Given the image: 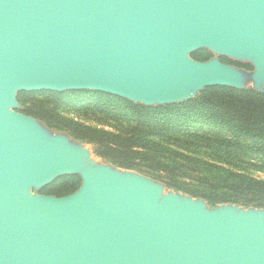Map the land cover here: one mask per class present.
<instances>
[{"label": "water", "instance_id": "1", "mask_svg": "<svg viewBox=\"0 0 264 264\" xmlns=\"http://www.w3.org/2000/svg\"><path fill=\"white\" fill-rule=\"evenodd\" d=\"M249 83L264 92V0H0V264H264V209L93 164L17 100L93 90L152 106ZM71 175L75 192L39 193Z\"/></svg>", "mask_w": 264, "mask_h": 264}, {"label": "trees", "instance_id": "2", "mask_svg": "<svg viewBox=\"0 0 264 264\" xmlns=\"http://www.w3.org/2000/svg\"><path fill=\"white\" fill-rule=\"evenodd\" d=\"M191 57L207 61L213 54L200 49ZM218 58L253 70L249 63ZM17 100L20 113L91 145L97 157L115 167L210 207L264 209V92L207 87L190 100L152 106L93 90L22 92ZM80 185L78 175L65 176L39 193L63 197Z\"/></svg>", "mask_w": 264, "mask_h": 264}, {"label": "rangeland", "instance_id": "3", "mask_svg": "<svg viewBox=\"0 0 264 264\" xmlns=\"http://www.w3.org/2000/svg\"><path fill=\"white\" fill-rule=\"evenodd\" d=\"M248 86L251 87V83H249ZM89 123H91V124H97V123L94 122V121H91V122H89ZM85 147L88 148V149H91V151L93 152V148H92L91 145L87 144V145H85ZM90 162L93 163V164H102V163H103L102 159L99 158V157H97V156L94 154V152H93L92 155H91ZM254 175H256V176H262V174H260V173H255ZM168 190H169V189L166 188V191H168Z\"/></svg>", "mask_w": 264, "mask_h": 264}]
</instances>
